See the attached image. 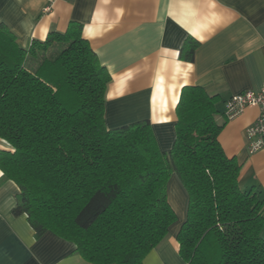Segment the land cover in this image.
<instances>
[{
  "label": "trees",
  "instance_id": "trees-1",
  "mask_svg": "<svg viewBox=\"0 0 264 264\" xmlns=\"http://www.w3.org/2000/svg\"><path fill=\"white\" fill-rule=\"evenodd\" d=\"M80 23L23 47L0 22V182L18 187L14 215L36 237L51 231L94 264H141L176 220L167 182L176 175L187 212L176 235L187 264H264V196L243 190L241 165L218 141L219 96L184 85L175 138L157 145L149 119L107 128L111 76ZM188 38L179 58L193 61ZM34 63L26 65L27 58Z\"/></svg>",
  "mask_w": 264,
  "mask_h": 264
},
{
  "label": "crops",
  "instance_id": "crops-1",
  "mask_svg": "<svg viewBox=\"0 0 264 264\" xmlns=\"http://www.w3.org/2000/svg\"><path fill=\"white\" fill-rule=\"evenodd\" d=\"M70 21L81 24L82 37L111 76L107 128L149 119L159 149L168 150L181 88L202 86L219 96L215 118L225 124L218 141L241 165L239 186L264 196V150L248 154L245 137L258 109L247 107L229 120L223 115L228 97L264 85V0H0V22L23 47L50 31H64ZM188 38L199 41L193 61L179 58ZM9 148L0 138V149ZM175 189L178 201L170 198ZM17 192L12 180L0 182V264H94L51 231L36 237L26 215L12 213ZM167 196L176 220L141 264H187L176 235L188 197L174 174Z\"/></svg>",
  "mask_w": 264,
  "mask_h": 264
},
{
  "label": "built area",
  "instance_id": "built-area-1",
  "mask_svg": "<svg viewBox=\"0 0 264 264\" xmlns=\"http://www.w3.org/2000/svg\"><path fill=\"white\" fill-rule=\"evenodd\" d=\"M247 107L258 109L255 120L245 129L246 149L248 154H253L264 150V85L258 90L246 89L228 97L224 102L223 115L229 120Z\"/></svg>",
  "mask_w": 264,
  "mask_h": 264
},
{
  "label": "rangeland",
  "instance_id": "rangeland-1",
  "mask_svg": "<svg viewBox=\"0 0 264 264\" xmlns=\"http://www.w3.org/2000/svg\"><path fill=\"white\" fill-rule=\"evenodd\" d=\"M32 60H34V59L31 58V57L27 58V59H26V65H27V66H30L29 64H33L34 62H33ZM34 61L37 62V60H34ZM170 185H171V184H170ZM169 193H170V191H169ZM170 198H171L172 200H173V199H176L177 201L179 200V199H178L179 196H178V193H177L176 189H175V193H174V194H171V193H170ZM263 234H264V232H263Z\"/></svg>",
  "mask_w": 264,
  "mask_h": 264
}]
</instances>
